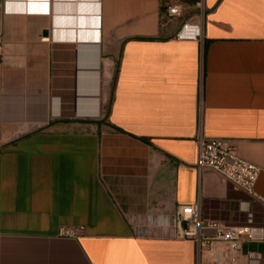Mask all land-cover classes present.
I'll return each mask as SVG.
<instances>
[{
	"label": "crops",
	"instance_id": "0c3cea01",
	"mask_svg": "<svg viewBox=\"0 0 264 264\" xmlns=\"http://www.w3.org/2000/svg\"><path fill=\"white\" fill-rule=\"evenodd\" d=\"M198 136L233 140L264 198V0H0V264H206L177 206L264 208L196 169Z\"/></svg>",
	"mask_w": 264,
	"mask_h": 264
},
{
	"label": "built area",
	"instance_id": "2783aa9c",
	"mask_svg": "<svg viewBox=\"0 0 264 264\" xmlns=\"http://www.w3.org/2000/svg\"><path fill=\"white\" fill-rule=\"evenodd\" d=\"M199 6L200 3H196V7ZM163 8L167 18L179 17L183 13V6L177 1L165 2ZM201 23L199 15L195 20L185 19L175 33V38H201ZM41 40L46 42L48 37ZM197 141L196 169H209L218 173L230 181L234 189L251 195L264 208V198L256 196L253 191L259 168L237 155L233 140L198 136ZM165 226L171 229L173 236L194 241L198 263L238 264L243 243L264 242L263 215L254 210L251 201L232 204L216 200L212 202L208 215L202 214L200 202L177 206ZM58 233L74 238L79 230L62 227ZM205 256L207 260L204 259ZM247 256L251 257V254Z\"/></svg>",
	"mask_w": 264,
	"mask_h": 264
},
{
	"label": "rangeland",
	"instance_id": "374dc122",
	"mask_svg": "<svg viewBox=\"0 0 264 264\" xmlns=\"http://www.w3.org/2000/svg\"><path fill=\"white\" fill-rule=\"evenodd\" d=\"M98 118V116H93V115H90L89 117H88V120H94V119H97ZM157 227H160V224L159 225H156ZM162 227H165L164 225H162L161 226V228ZM165 228H169L168 226H166Z\"/></svg>",
	"mask_w": 264,
	"mask_h": 264
},
{
	"label": "water",
	"instance_id": "95a60500",
	"mask_svg": "<svg viewBox=\"0 0 264 264\" xmlns=\"http://www.w3.org/2000/svg\"><path fill=\"white\" fill-rule=\"evenodd\" d=\"M43 34H46V31H42ZM184 225V223H182Z\"/></svg>",
	"mask_w": 264,
	"mask_h": 264
}]
</instances>
